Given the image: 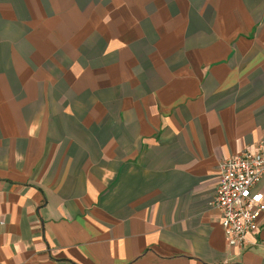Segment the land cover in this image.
<instances>
[{"label":"crops","instance_id":"0c3cea01","mask_svg":"<svg viewBox=\"0 0 264 264\" xmlns=\"http://www.w3.org/2000/svg\"><path fill=\"white\" fill-rule=\"evenodd\" d=\"M263 138L264 0H0V264H264L209 207Z\"/></svg>","mask_w":264,"mask_h":264},{"label":"built area","instance_id":"2783aa9c","mask_svg":"<svg viewBox=\"0 0 264 264\" xmlns=\"http://www.w3.org/2000/svg\"><path fill=\"white\" fill-rule=\"evenodd\" d=\"M264 177V138L252 150L224 159L219 183L209 207L219 212L229 247L244 249L259 230L264 196L257 188Z\"/></svg>","mask_w":264,"mask_h":264}]
</instances>
